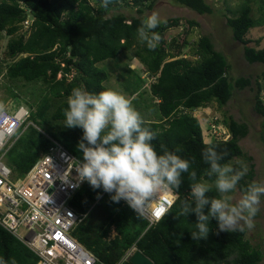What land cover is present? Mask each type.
<instances>
[{"label":"trees","instance_id":"trees-1","mask_svg":"<svg viewBox=\"0 0 264 264\" xmlns=\"http://www.w3.org/2000/svg\"><path fill=\"white\" fill-rule=\"evenodd\" d=\"M173 1L202 15L214 12L207 0ZM155 2L111 0L105 9L103 0H0V33L5 31L11 37L6 48V58L13 61L7 67L8 77L26 81L44 80L48 83L49 94L43 99L38 113L33 114L41 118H36L34 122L42 131L35 125H29L7 153L8 163L14 172L19 175L27 173L40 155L48 151L51 140L47 135L64 143L72 153L83 159L82 152L77 148L82 136L73 140L75 144L72 145L67 137L64 140L44 127L49 102L53 107L50 119L65 121L64 110L72 89L80 87L91 93L110 89L105 85L109 74L98 64L106 59H116L132 48H136L134 57L146 65L149 74L154 76L150 91L157 99L158 119H143L144 126L157 134L152 143L158 153L179 149L177 155L193 162L190 171L196 172L198 181L215 180V177L206 175L209 166L202 158V152L208 146L227 152L221 163L228 164L237 157L253 161V156L248 155L240 145V140L249 134L247 123L229 116L224 119V124L230 131V137L227 140L215 137L206 142L201 121L189 112L206 107L212 101L225 106L237 89L250 87L255 91V111L264 117V102L261 99L264 90V47L251 46L250 43H260L261 40L248 37L251 28L264 25V18L254 17L253 7L248 1L241 5L236 16L225 15L233 39L244 47L247 63L263 66L262 72L255 78L241 76L235 79L229 73L227 56L216 49L210 35L200 37L193 50V54L200 57L196 61L178 57L183 44L178 45L177 55L168 51L165 33L180 26L181 17L167 18V23L155 30L161 37L155 50L143 45L137 36V28L147 17L145 11L153 9ZM122 7L135 9L137 15L120 11L109 15L112 10ZM30 19V33L17 35L19 24ZM189 23L198 25L194 20H189ZM168 57L171 59L168 60ZM137 78L139 81L128 82L126 86L132 96L141 88V77L137 75ZM11 94L18 96L16 92ZM262 138L264 142V120ZM233 167L239 170L242 166ZM255 175V163H251L247 174L238 183L243 193L249 184L256 182ZM182 181L180 189L173 190L176 201L171 210L151 227L128 205L122 201L114 203L111 194L102 188L93 189L86 181L72 204L81 212L89 211V214L74 229V236L104 264H116L132 247L143 251L155 264H260L263 253L246 238V230L218 232L217 221L213 219L207 239H192L196 215L191 213L185 217L180 214L181 201L189 195L192 181L187 174ZM209 195L219 196L215 187ZM113 229L117 235L109 240ZM234 254L236 256L229 259ZM0 258L6 264H36L38 261L29 247L1 225ZM123 264L133 263L127 259Z\"/></svg>","mask_w":264,"mask_h":264},{"label":"clouds","instance_id":"clouds-1","mask_svg":"<svg viewBox=\"0 0 264 264\" xmlns=\"http://www.w3.org/2000/svg\"><path fill=\"white\" fill-rule=\"evenodd\" d=\"M110 2L103 0L102 6L106 9ZM166 23L157 12L145 17L137 28L140 42L155 50L161 40L155 30ZM0 115H3L2 105ZM64 117L65 127L83 130L77 145L83 156L76 168L78 181H87L93 189L102 188L111 194L114 203L124 200L138 215H143V210L160 191H178L182 177L187 174L192 181L191 190L181 201L180 214L187 217L195 213L193 240L207 239L213 219L217 221L218 232H243L254 227L253 219L264 197V183L249 184L243 196L232 203L230 193L247 174V167L237 170L221 163L227 156L226 151L219 152L215 146H208L202 152L203 161L209 166L206 175L215 177L214 187L219 196L213 197L209 195L212 185L197 180L196 172L190 171L193 162L177 155L179 149L157 152L152 143L157 134L144 126L143 117L122 93L113 89L91 93L80 87L73 88ZM0 264H6L3 258Z\"/></svg>","mask_w":264,"mask_h":264},{"label":"rangeland","instance_id":"rangeland-1","mask_svg":"<svg viewBox=\"0 0 264 264\" xmlns=\"http://www.w3.org/2000/svg\"><path fill=\"white\" fill-rule=\"evenodd\" d=\"M207 1L211 3L214 8V12L211 14H199L195 10L176 4L173 0H156L153 9H147L145 15L148 16L153 12H157L161 18L164 19L171 17L182 18L180 26L168 29L165 33V40L168 41L166 46L170 53H173L174 55L179 54L177 47L179 44H183L178 57L196 61L197 59H200V57L198 58L195 56L193 50L196 48L201 36L210 35L216 49L227 56L230 65L229 73L233 78L236 79L241 76H251L255 78L262 72L263 66L260 63H247L248 61L244 57V47L241 43L233 39L232 30L227 25L225 15L228 17L236 16L240 13L241 5H245L248 1L253 7L254 17L264 18V0ZM119 11L128 15H137L135 9L129 7L114 9L109 15ZM189 20L196 21L198 25H190ZM31 21L32 19L19 24L17 35L19 33L28 35L31 29ZM248 37L253 40H261L260 43H250L251 46H256L258 48L264 47V26L256 25L251 28ZM10 38L11 37L7 35L5 31L0 33V105L3 106V110L5 111L17 110L21 106H25L31 110V117L22 127V131L24 132L29 125L37 126L34 122L36 118L38 120L41 119L39 116H34L33 114H35L43 104V99L46 96L49 97L48 83L44 80L26 81L21 78L10 79L8 77L6 73L7 67L13 62L9 58H6V48ZM135 50L136 48H132L129 51H125L116 59H106L99 63L98 66L106 70L109 74V78L105 82L107 87L125 95L143 118L156 120L158 119L157 99L152 96L150 91V84L153 82L154 76L149 74L146 65L139 61L138 58L134 57ZM170 59L171 57H168V60ZM137 75L141 77L140 79L142 80L141 88L137 94L132 96L126 86L128 82L136 83L139 81ZM262 84L264 88V80H262ZM12 92L18 93V96L13 97L11 94ZM254 95L255 91L251 90L250 87L243 90L237 89L233 98L225 106H219L217 102L212 101L208 103L206 107H200L189 113L196 116L197 119L201 121V126L204 135L206 136V138L204 137L206 139L205 141L210 140V136L207 133L212 122L211 118L214 116H218L223 123H225L224 119H227L229 116L239 122L247 123L249 126V134L240 140V145L248 155L253 156V161L250 162L245 157H237L228 164L232 166H246L247 170H249L251 163H255L256 175L254 176V179L256 182L264 183V142L262 138L264 117L255 111ZM48 106L49 108H47L46 118L43 122L45 128L48 127L49 130L64 140L67 137L69 142H73V140L78 139V137L83 135V130L79 127L67 128L64 126L65 121L51 120L49 113L53 110V107L50 106V102ZM225 128L227 132H230L226 125ZM40 130L42 131V129ZM48 136L49 135H47V137ZM219 136L226 135H217V138H221ZM74 142L72 145L75 144ZM5 160L8 162L7 157H5ZM202 182L208 183L214 187V182L207 180H202ZM243 194L244 193L237 185L236 190L233 193H230L233 197L231 202L236 203ZM253 223L254 227L252 229L249 230L245 228L246 238L254 247L261 250L263 253V260L260 264H264V197H261L260 211L254 217ZM116 235L117 232L113 229L111 230L108 239L111 240L116 237ZM235 256L236 254L229 259H232Z\"/></svg>","mask_w":264,"mask_h":264},{"label":"built area","instance_id":"built-area-1","mask_svg":"<svg viewBox=\"0 0 264 264\" xmlns=\"http://www.w3.org/2000/svg\"><path fill=\"white\" fill-rule=\"evenodd\" d=\"M261 99L264 102V91ZM31 110L21 106L0 115V225L22 241L38 257L36 264H104L74 236V229L88 216L73 204L86 181H78L76 168L82 163L63 143L50 137L51 145L23 175L14 172L5 160L8 151L23 133ZM208 135L227 140L230 133L214 116ZM21 130V131H20ZM124 204L128 205L124 200ZM176 201L172 189L162 190L143 210L148 227L161 221ZM136 247L116 263L123 264Z\"/></svg>","mask_w":264,"mask_h":264},{"label":"water","instance_id":"water-1","mask_svg":"<svg viewBox=\"0 0 264 264\" xmlns=\"http://www.w3.org/2000/svg\"><path fill=\"white\" fill-rule=\"evenodd\" d=\"M133 264H155V262L143 251L135 248L134 253L128 258Z\"/></svg>","mask_w":264,"mask_h":264},{"label":"crops","instance_id":"crops-1","mask_svg":"<svg viewBox=\"0 0 264 264\" xmlns=\"http://www.w3.org/2000/svg\"><path fill=\"white\" fill-rule=\"evenodd\" d=\"M262 26H264V25H262ZM230 133V132H229ZM205 138H206V136H204ZM204 138V139H205ZM213 139V137H210V140L209 141H206V142H210L211 140ZM206 140V139H205Z\"/></svg>","mask_w":264,"mask_h":264}]
</instances>
